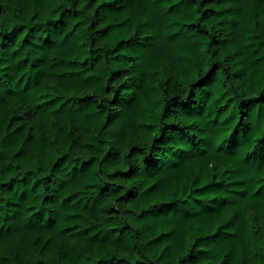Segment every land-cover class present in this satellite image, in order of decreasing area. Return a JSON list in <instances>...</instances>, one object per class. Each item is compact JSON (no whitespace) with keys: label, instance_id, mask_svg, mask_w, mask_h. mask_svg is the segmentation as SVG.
<instances>
[{"label":"trees","instance_id":"obj_1","mask_svg":"<svg viewBox=\"0 0 264 264\" xmlns=\"http://www.w3.org/2000/svg\"><path fill=\"white\" fill-rule=\"evenodd\" d=\"M0 264H264V0H0Z\"/></svg>","mask_w":264,"mask_h":264}]
</instances>
